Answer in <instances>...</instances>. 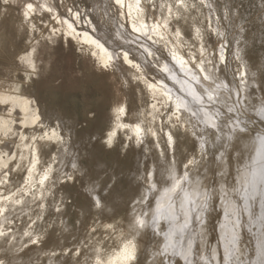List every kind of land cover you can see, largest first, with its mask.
<instances>
[{
	"label": "rangeland",
	"instance_id": "374dc122",
	"mask_svg": "<svg viewBox=\"0 0 264 264\" xmlns=\"http://www.w3.org/2000/svg\"><path fill=\"white\" fill-rule=\"evenodd\" d=\"M33 1L40 11L34 10L30 15H26L22 14L21 7L13 4L12 1L9 0V3L5 4L4 0H0V68H6L14 73L13 78L0 75V80L15 85V89L9 91L10 93L18 97H30L31 108L35 109V106H38L46 118L50 129L38 128L33 140L53 137L55 142L50 145L51 150L45 154L47 159L35 172V182L31 187L27 170L23 167L24 169L18 172L14 170L13 173L11 172L12 193L7 195L10 191L1 186V195L6 193L5 200H10L14 192L25 191L28 187L34 191L37 186L41 187L43 181L48 179L45 175L52 172L51 167L55 165L54 162L49 163L48 156L51 154L53 158L59 151L58 156L61 159L66 149L71 150V153L66 155L61 160L60 167L51 173L52 180L58 182V185L53 194L45 200L49 212L33 221L26 218L18 220L17 216L26 210L13 213L12 222L9 223L7 220L9 224L2 228L1 239L20 230V235H14L12 238L15 240V245L21 248L20 253L30 247L34 248L36 254L55 249L54 257L59 258L64 255L69 260V264H95L93 248L98 257L100 255L106 258L118 254L123 250L124 244H130L124 236L118 234L117 229L122 225V219L139 214L147 216L148 211L155 205L154 198L140 202L143 197L142 182L136 180V175L141 174L137 164L145 162L144 158L148 156L145 150L154 148L158 155L164 152L168 159L174 161L180 172L188 171L189 174L196 173V176L203 177L208 171L209 175L204 176L205 178L191 189L207 187L213 191L214 196L203 219L197 217L196 212L201 210L200 206L206 202L202 203L198 198L194 200L186 228L175 237L176 253L164 250L166 241L164 234H167L168 228L162 225L160 233L149 232L148 237L144 238L143 246L135 253L132 264H148L147 259L151 257V249L156 251L158 259L149 264H186L184 259H181L182 252H185L184 239L199 241L203 245L202 257L199 251L197 255L191 257L188 264H213L214 261L211 260L213 247L218 250L216 264H264V240L257 245L256 236H253L258 232L254 229L258 219L257 203L253 202L255 203L253 207L246 211L245 207H239L238 215L233 216H227L223 206L220 205L222 199L234 195L232 193L234 188H238L235 197L239 196L240 203L243 202L241 196L246 190L252 192L254 197L261 192L258 184L248 182L249 177L242 184L237 181L241 167L250 168L251 172H254L251 167L255 164L246 163L247 157L239 160V157L236 159V155L232 154L229 155L227 162L229 170L220 172L219 160L223 156L222 151L225 150L226 142L216 137L220 131L225 136L227 120H236L250 135L264 131V119H260L258 115L263 109L255 114L248 112L241 101L240 87L243 84L241 79L244 64L250 66L257 77V87L248 90L250 98L253 101L259 99L264 101V0H140V3L151 9L157 2L161 12L165 11L166 3L169 2L173 10L167 22L169 27L161 30L165 37L164 41L148 47V51H153L155 57L159 59L155 58L152 61L145 49L140 47L131 49L129 45L130 56L135 58L139 53L143 59L140 65L144 72V76H141L139 81L130 80L129 86L120 76L114 74V68L104 67L96 62L85 51L84 45L78 44L72 36L66 34L59 21V18L70 21L77 32L87 31L92 35L96 33L89 26L92 24L102 30L112 31L110 23L124 29L127 28L130 19L126 6L118 7L115 4L118 0ZM123 1L127 3L129 0ZM122 11L125 13L123 18L120 15ZM147 18L148 22L155 23L154 15L149 14ZM214 26L222 31L220 38L215 37L211 31ZM177 28L180 30V39L185 44L186 56L195 49L197 37L201 46L207 50L205 52L207 60L202 62V65L210 75L207 81L209 86L215 85L213 80L218 77L217 71L226 78L227 86L223 88L229 96L231 108L220 107L213 101L201 107L202 109L206 107L214 113L215 125L220 121L223 123L218 127L209 128L198 123V120H194L192 125H183L174 110L176 97L172 91L175 87L165 78L158 61L167 62L170 58L168 55L170 47L167 44L169 40L174 41L172 35ZM76 34L74 33L75 36ZM113 50L116 53L120 52L116 47ZM29 53H31L29 58L32 66L20 63ZM221 56L223 59L220 58ZM192 66L196 67L193 63ZM176 73L178 74L177 71ZM26 76L29 78L25 79ZM156 80L163 81L167 90L172 89L170 92L174 99L169 96L163 101L159 96H152L143 81L155 83ZM24 84L31 87L29 92L24 89ZM246 100L245 98V105ZM185 101L190 102L186 98ZM114 108L119 109L117 123L108 119ZM121 110L123 114H120ZM133 113H136L137 119L134 118ZM0 117L8 118L10 126L13 123L15 126H21L24 120L23 116L11 112L7 105L0 106ZM150 120L156 126L154 130L159 139H155V135H152L148 125ZM136 121L142 129L139 140L131 141L124 135L129 133V127ZM113 129L117 130L114 136L118 140L109 143L108 137ZM167 129L177 138L178 143L175 147H171L167 142ZM24 130L28 133L26 128ZM72 132L79 137L77 141L73 140ZM4 133H6L4 130L1 131V143L6 140ZM158 143L161 147L157 146ZM63 144L65 148L60 147ZM74 154L79 155L75 158L81 166L91 170L89 174L85 172L82 176L70 177L69 170ZM0 157L4 159L5 154H1ZM87 182L91 183L97 197L104 201L108 200L116 207L115 217L101 214L99 209L92 210V196L83 193ZM221 185L227 192H220ZM185 189L190 190V187ZM59 196L62 197L60 202ZM36 204L38 201L29 204L27 210ZM61 205L63 208H56ZM81 209L87 210L83 216L80 214ZM36 211L37 208L34 207L32 213ZM62 217L67 224V231L64 234L58 231L60 225L57 223ZM183 219V214L178 213L175 216V224L182 223ZM223 219H230L231 224H228L227 228L233 233L241 232L243 237L239 236L235 240L221 232L220 225ZM107 224L111 225L112 231H108ZM249 227L251 229H248ZM45 229L49 231V235L43 237L41 234ZM200 230L203 232L202 236H205L202 240L197 233ZM60 238L64 239L58 245L56 241ZM81 243L85 245L78 248ZM200 243L197 249L201 248ZM61 245L63 254L57 249ZM224 249L230 252L228 255L231 257L227 260L223 255ZM47 257L41 255L39 261L32 264H42V260L46 264ZM5 260L6 253L1 251L0 264Z\"/></svg>",
	"mask_w": 264,
	"mask_h": 264
},
{
	"label": "bare ground",
	"instance_id": "6f19581e",
	"mask_svg": "<svg viewBox=\"0 0 264 264\" xmlns=\"http://www.w3.org/2000/svg\"><path fill=\"white\" fill-rule=\"evenodd\" d=\"M10 1H12L13 4L21 7L22 14L30 15L32 12H34V10L38 12L40 11L39 7H36V4L33 3V0ZM29 4L32 5L31 9L27 7ZM115 4L120 8L126 6V10L130 18L127 28H118L117 26L115 27L112 23H110L112 28V31H110L108 29L102 30L98 28L97 25L93 26L92 24L89 26L92 27L96 32L94 35H92L87 31L77 32L73 28L70 21L62 18H59V21L62 23V27L64 28L66 34L72 36L73 39L78 42V44H82V46L84 45L85 51L90 54L96 60V62L102 64L103 66L107 64L109 68H114V74L116 76H120L121 80L129 86L131 83L130 80L139 81V78L144 76L143 69L140 65V62H143V59H141L139 53H137V57L135 58L130 56V50L140 47L149 53V58L152 61L157 58L155 57L153 51H148V47L151 44H159V42L164 41L165 37L161 30H166L169 27L167 22L170 20V15H172L171 12L173 9L169 6V2L166 3L167 8L163 12H161V10L159 11L157 2H155L153 9L140 3V0H129L127 3L123 0H118L115 2ZM96 5L98 6V2ZM149 14L155 16V23L151 21L148 22L147 17ZM120 15L123 18L125 13L122 11ZM178 28L172 35L174 41L171 42L169 40L167 44L170 47L168 51L170 58L167 59V62L162 60L158 61V66L164 71L165 78L170 81L173 87H175L174 91L170 89L176 97L174 110L177 112L180 122L183 125H192L194 120H198V123L209 128L218 127V125L223 123L220 121L218 125H215L214 113H212V111L206 107L203 109L201 107L213 101L220 107L224 106L228 109L231 108L229 105V96L224 90V88L227 86L226 78L220 71H217L218 77H216V80H213L215 85H212V87L209 86L207 81H209L210 75L202 65V62H206L207 60V53H205L207 50L201 46V44L198 42L199 38L197 37L195 38V41H197L195 49L192 50L188 56H186V52L184 50L185 44L180 39V30ZM211 31L214 33L215 37L219 36L220 38L222 36V31L215 26L212 27ZM74 33H77L76 36ZM207 42L209 44V41ZM105 43L107 44L106 46L104 45ZM220 43H222V41H220ZM115 47L120 50L119 53H116V51L113 50ZM129 47L131 49H129ZM29 57H31V53H29L26 57H23L24 59H21L20 63L29 65L27 62ZM220 58L223 59L222 56ZM192 63L196 67L192 66ZM175 68L178 74L176 73ZM0 75L7 78L14 77V73L6 68H0ZM242 76L243 78L241 79V82H243V84L240 87L242 93L241 101L244 105V108L246 107L247 111L253 114H255L258 110L263 109L262 113L258 115L260 116V119H264L263 99L253 101L250 98V93H248V90H251L253 87H257L256 75L253 71H251L250 66L243 64ZM28 78L29 77L26 76L25 79ZM163 81L156 80L155 83L143 81V83H145V87L150 90L152 96H159L163 99V101L167 100L169 96H172L174 99L170 90L166 89ZM24 85L26 92H29L31 87L27 84ZM14 86L15 85L9 81L0 80V106L7 105L11 112L19 114L24 118L21 126H15L13 125L14 123L10 126L8 118L0 117V122H2V124L0 123V134L3 130L6 132L3 134L6 135V140H4L3 143L0 142V156L1 154H5L4 159L0 157V234L3 231L2 228L12 222V215L17 211L26 210L17 216L19 221L25 218L33 221L39 216L42 217L44 214L49 212V210H47V206L45 205V200H47L46 198L53 194V191L58 185V182L52 180L53 176L51 173L55 172L58 167H60L61 160H63L66 155L71 153V150L66 149V152L61 157V159L58 156L59 151H57V154L53 158L50 154V157L48 156L50 159L49 163H55V165L51 167L52 172H49L45 175L48 176V179L44 180L45 177L42 179L44 181L41 187L37 186L34 191H31L30 187L35 182L34 178H36L34 177V174L38 167H40L41 164L43 165L44 160L47 159L45 154L47 151L51 150L52 147L50 145L55 142V139L53 137H46L45 139H38L36 141L33 140L34 136H36V130L38 128H50L48 127L47 120L42 115V111L39 109V107L35 106V109L31 108L30 97H18L9 92L15 89ZM215 87L216 89H213ZM200 95H203V97ZM123 96L127 98L125 93H123ZM185 98L190 101L189 103H191V105L185 101ZM245 98L247 99L246 105ZM33 102H35V100ZM29 109L31 110L30 112ZM120 112V114H123L122 110ZM118 115L119 109L114 108L113 112L109 114L108 119H111L114 123H117V120L119 119ZM133 115L134 118L137 119L136 113H133ZM226 122L227 127L225 136L221 131L219 132L218 136L216 135L219 140L222 139L226 142L225 150L222 151L223 156L219 160V171L224 173L229 170L227 163L229 155H236V159L239 157V160L247 157L246 163L250 164L251 162V164H255L254 167L250 166L251 169H254V172H251L250 168L241 167L240 172L237 174V181L239 184H242L249 177L248 182L250 181L255 185L258 184V189L261 192L258 193L256 197H254L252 192L246 190L243 192V196H241L243 202L240 203L239 196L235 197V195L238 194V188H234L232 192L234 195H230L226 199H222L220 205L223 206L224 212L227 216H233L238 215L239 207H245L246 211L252 208L255 203H257L258 219L254 224V229L258 232L253 236H256L255 242L257 245H259L261 241L264 240V131L258 132L255 135H250V133L244 129V127L242 128L240 126L241 124L236 120H227ZM148 125L151 129L152 135H155V139H159L156 131L154 130L156 126L154 125L153 121L150 120ZM24 128L27 129L28 133L26 130H24ZM141 129L142 126H140L139 122L136 121L131 127H129V133L125 134L124 137L127 139L130 138L131 141H133V139L139 140ZM242 130L245 131L242 132ZM116 131L117 130L113 129L108 137L109 141L112 143H115L118 140L114 136ZM71 135L74 136L73 140L75 141H77V138H79L73 132ZM166 138L168 144L171 147H175V145L178 143L177 138L173 135L171 130H166ZM157 146L161 147L160 143H158ZM202 146L204 145L202 144ZM60 147L65 148L66 146L63 144ZM145 152L148 154V156L144 158L145 162H139L137 164L141 174L136 175V180L142 182L141 193L143 197L140 199V202L145 201L147 198H154L153 203H155V205L152 210L150 209L148 211L147 216L139 214L137 216H127L123 218L122 225H120L117 229L118 234L124 236L125 240L130 242V244H124L122 251L116 255L106 258L101 257L100 255L98 257L95 249L93 248L92 251L93 254H95V264H132L133 260H135V253H137L143 246L144 238L148 237L149 232H153L154 234L160 233V228L162 225H164L165 228H168L167 234H164L166 239L164 250L176 253L174 250L177 248L174 246L175 237L177 233H180L181 230L186 228V223L189 220V216L191 214L190 208L193 205L194 200L198 198L200 202H206L204 205L202 204V206H200L201 210L196 212L197 217L203 219L206 212L209 210V202L214 196L213 191L207 187L197 190L191 189L193 186L196 187L201 182L202 178H205L209 175L208 171L204 173L205 177L196 176V173L189 174L188 171L180 172L177 165H175V162L170 158L168 159V157L164 155V152H160V155L164 157L158 155L154 148L145 150ZM61 155L62 152L60 156ZM76 155L78 154H74V160L70 165V177L76 175L82 176L85 174V172H88L89 174L91 170L88 169V167L81 166V163H79L78 160L76 161ZM246 163L244 162V165ZM23 167H25L27 170L30 187H28L25 191L21 190L14 192V195L12 198H10V200H5V197L12 193L10 191L12 184L10 175L13 173L12 170H14V172H18L20 169H24ZM1 186L7 191H10L7 195L5 193L6 196L1 195ZM186 187H190V190H186ZM224 188L225 187L221 185L220 192H227V190H224ZM83 193L89 194L90 197L92 196L93 203L91 208L93 211L99 209L101 214H108L109 217H115L116 207H114L112 203H109L108 200L104 201V199L97 197V195L93 192L90 182H87ZM34 201H38V204L27 210L28 205ZM58 201H62L61 196H59ZM97 201H99V206H97ZM34 207L37 208L36 213H32ZM133 207L135 208L136 206ZM56 208L61 209L63 208V205ZM51 212H53V209ZM86 212L87 210L81 209V216H83ZM178 213L183 214L184 219L182 223L178 222L175 224V216ZM55 216H57V214ZM57 223L60 225L58 231H62V234H64L67 231V224L64 221V217L58 219ZM221 223L220 231L224 232L227 236L233 237L235 240L241 236V232L233 233L227 228L228 224H231L230 219H223ZM106 227H108V231L113 230L110 224H107ZM248 229L251 228L249 227ZM20 233V230H17L16 232L14 231L13 234L5 239H1L0 236V253L1 251L6 253V260L2 264H32V262L39 261L41 255L48 256L46 264H69V260L64 255L60 256L59 258L54 257L56 253L55 249H48V251L36 254L34 248L30 247L26 249L25 252L20 253L21 248L18 245H15V240L12 239L14 235H20ZM197 233L200 237V240L205 237L204 235L202 236V230L198 231ZM46 235H49V231L47 229L43 231L41 236L45 237ZM233 238L232 240L235 241ZM63 239L64 238H60L57 240L56 244H61ZM184 241L185 252H182L183 255H181V259H184V263L188 264L191 257L193 255H197L199 251V254L202 257V243L199 241H189V239L188 241L184 239ZM199 243L201 248L197 249L196 247ZM84 245V243H81L78 245V248ZM57 249L63 254L62 245ZM211 252V260L214 261L213 264H216L215 260L217 258L216 256L218 250L213 247ZM150 253L152 258L148 257V264L158 259V256H156V251L151 249ZM229 253L230 252H228L227 249L223 250V255L226 260L227 258L231 257L228 255ZM49 255L52 256L50 257ZM42 264H45L43 260Z\"/></svg>",
	"mask_w": 264,
	"mask_h": 264
},
{
	"label": "snow or ice",
	"instance_id": "6c2138e0",
	"mask_svg": "<svg viewBox=\"0 0 264 264\" xmlns=\"http://www.w3.org/2000/svg\"><path fill=\"white\" fill-rule=\"evenodd\" d=\"M4 3H5V4L9 3V0H4ZM27 7H28L29 9H31V8H32V5L29 4V5H27ZM22 59H24V58H22ZM110 59H111V57H110ZM27 62H28L29 65L31 66V60H30V58L27 59ZM107 66H108L107 64L104 65V67H107ZM109 143H110V141H109ZM97 206H99V201H97ZM141 226H142V222H141Z\"/></svg>",
	"mask_w": 264,
	"mask_h": 264
}]
</instances>
